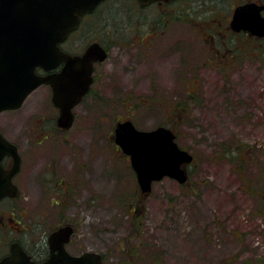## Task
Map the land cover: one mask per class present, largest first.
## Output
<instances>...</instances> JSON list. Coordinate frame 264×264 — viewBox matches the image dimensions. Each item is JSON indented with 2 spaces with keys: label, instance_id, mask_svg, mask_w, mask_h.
<instances>
[{
  "label": "rangeland",
  "instance_id": "1",
  "mask_svg": "<svg viewBox=\"0 0 264 264\" xmlns=\"http://www.w3.org/2000/svg\"><path fill=\"white\" fill-rule=\"evenodd\" d=\"M240 1L189 0L176 15L109 0L66 45L109 46L96 66L94 94L75 109L77 121L65 134L90 175L84 197L65 215L76 225L73 250L102 255L105 264H264V56L239 57L241 38L224 30V15ZM208 17L215 21L204 24ZM183 101L188 114L175 106ZM35 108L29 115H38ZM23 113L0 115L12 141ZM128 119L141 130L163 125L175 132L195 156L187 185L166 177L139 201L136 174L114 143L116 124ZM238 154L248 162L239 165ZM32 198L24 200L30 211ZM52 212L45 235L58 225L59 209Z\"/></svg>",
  "mask_w": 264,
  "mask_h": 264
},
{
  "label": "water",
  "instance_id": "2",
  "mask_svg": "<svg viewBox=\"0 0 264 264\" xmlns=\"http://www.w3.org/2000/svg\"><path fill=\"white\" fill-rule=\"evenodd\" d=\"M103 1L17 0V56L11 74L15 84H0V113L20 108L35 89L50 83L54 91L53 102L60 110V127L69 129L73 126V109L81 102L93 82L94 63L104 62L108 52L95 42L82 56H71L60 51L58 44L65 40L69 32L76 30L83 15L93 12ZM154 1L159 0H139L142 6ZM263 10V6L255 4L237 7L231 29L263 36ZM62 62H66V65L57 75L40 77L36 74L38 67L50 71ZM114 142L129 156L142 194L150 195L153 185L166 177L181 185L188 182V167L195 157L178 145L172 129L159 126L153 130H141L132 119H128L116 124ZM4 156L13 159L9 170H4L1 165ZM19 165L17 147L0 133V200L7 195H16V188L11 181ZM72 232L71 227H65L52 235L51 242L59 240L58 245L51 244L52 251L58 250V254H52L43 264H102L99 254L85 253L75 257L66 252L63 244L68 242ZM0 264L35 263L17 247Z\"/></svg>",
  "mask_w": 264,
  "mask_h": 264
},
{
  "label": "flooded vegetation",
  "instance_id": "3",
  "mask_svg": "<svg viewBox=\"0 0 264 264\" xmlns=\"http://www.w3.org/2000/svg\"><path fill=\"white\" fill-rule=\"evenodd\" d=\"M135 1L138 4V1ZM188 1H161L154 5L163 9L167 8V10L173 8L176 13L180 11L177 7L192 4H188ZM247 4L264 7V0H241L238 4L232 5L233 9L231 13L228 16L224 15L227 18L225 28L229 36L232 34L241 38L239 41L242 42L240 48L243 55L239 57L244 58L245 53L250 54L245 48V45L249 44L250 48L255 49V52H252V56L257 60L264 56V35H254L245 30L235 32L231 29V21L235 9ZM204 5L207 6L208 4L204 3ZM216 11L214 9L212 12ZM222 12H217L215 15L222 16ZM261 15L264 17V10L261 11ZM212 21L215 20L208 17V19L204 20V24ZM198 26L201 25L198 23ZM16 29L17 0H0V84L3 85L11 86L15 84L11 74L14 72V63L17 56ZM80 30L81 26L77 30L70 32L66 39L58 44L60 51L71 56H82L92 43L99 42L109 52V46L99 40L90 42L81 51H71L69 49L70 43L75 40V36L79 34ZM66 45H69V48H66ZM248 57L251 58V54ZM101 63H94L93 82L83 97L82 102L76 105L75 109L83 107L84 100L94 94L96 66ZM65 65L66 62H62L50 71H45L39 67L36 69V74L40 77L54 76L59 74ZM53 94L52 84H42L25 99L19 109L7 110L0 114H11L12 112L24 109L23 115L26 117L23 120H16L14 122V126L17 125V132H11L17 135L16 142L10 140L0 129V133L17 147V153L20 158L19 169L11 181L16 188V195H7L0 200V262L10 257L17 247H20L35 264L47 262L52 254H58V250L52 251L51 244L58 245L59 240H52L51 242L52 235L65 227L73 229L68 242L63 244L66 252L75 257L87 253L73 250L76 245L74 241L76 225L65 216L71 208H74L75 201H79L84 197V193L87 191L85 182L90 177L87 161L83 153L80 151L69 152L71 144L69 143V136L65 135L75 125L77 113L74 109L75 121L71 128L65 129L60 127V110L53 102ZM35 107H38L37 113L34 112L36 110ZM43 107H46L45 110ZM32 108H35L33 109V114L38 115H29L28 111L32 110ZM29 119L32 120L29 121ZM5 123L8 124L7 127L9 129L13 127L12 122L6 121ZM2 124L3 122L0 124V128ZM22 133L23 135H21ZM126 158L130 162L127 156ZM1 165L4 170H9L13 165L12 157L4 156L1 160ZM32 191L34 192L33 196L28 193ZM139 192V201H142L146 195L141 193L140 188ZM26 196L37 199L34 200L32 198L36 210L34 208L31 211L28 209L24 201ZM94 199H96V196H94ZM125 200L129 202L131 199L125 197ZM54 207L59 209L58 225L51 228L50 232L45 235L43 228L45 224L53 220L52 209ZM27 220L32 221V224H34V234L32 235L30 234V225H28ZM72 246L73 248H71ZM101 259L102 264H105L102 255Z\"/></svg>",
  "mask_w": 264,
  "mask_h": 264
},
{
  "label": "trees",
  "instance_id": "4",
  "mask_svg": "<svg viewBox=\"0 0 264 264\" xmlns=\"http://www.w3.org/2000/svg\"><path fill=\"white\" fill-rule=\"evenodd\" d=\"M160 8V7H159ZM217 30H220L219 28L218 29H216V30H214L215 32H217ZM225 31H226V29H224ZM226 32H228V31H226ZM220 33H221V31H220ZM238 37V36H237ZM252 45V44H251ZM242 46V45H241ZM240 46V47H241ZM258 46V45H257ZM245 48L247 49V51L248 52H250V54H252V52L254 51L255 52V49H252V48H250V46H249V44L246 46L245 45ZM240 51H242V49L240 48ZM232 55V54H231ZM236 56V55H235ZM235 56L233 55V58H235ZM190 98H194V95H191V97ZM175 106L178 108V110H179V112L181 113V114H188V113H190L189 111H190V107H189V103H187V102H181V103H175ZM136 108H138V107H136ZM239 148H237V150H238ZM235 150H236V148H235ZM229 152H227L226 153V156H227V154H228ZM226 156H225V158H226ZM238 156H239V158L238 159H236V162L239 164V165H242V164H245V163H247V162H243L242 161V159H241V157L240 156H242L241 154H238ZM240 161V162H239ZM190 182V179H189V181H188V183ZM187 183V184H188ZM186 184V185H187ZM264 198V197H263ZM263 201H264V199H263ZM132 214H136V212H134V211H132ZM134 215H133V219H134Z\"/></svg>",
  "mask_w": 264,
  "mask_h": 264
}]
</instances>
